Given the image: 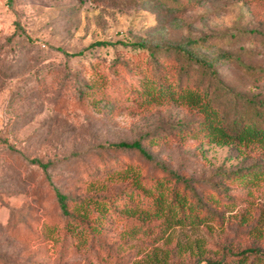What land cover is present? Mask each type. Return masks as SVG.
Wrapping results in <instances>:
<instances>
[{"label":"rangeland","instance_id":"374dc122","mask_svg":"<svg viewBox=\"0 0 264 264\" xmlns=\"http://www.w3.org/2000/svg\"><path fill=\"white\" fill-rule=\"evenodd\" d=\"M140 41H197L190 50L218 79L176 56L88 49ZM185 71L220 89L225 119L264 110V0H0V264H207L248 250L264 259V144H216L196 110L143 101L142 82ZM122 142L153 159L99 149ZM159 182L200 220L156 218ZM57 192L71 213L90 200L111 208L86 245L68 233Z\"/></svg>","mask_w":264,"mask_h":264},{"label":"trees","instance_id":"16d2710c","mask_svg":"<svg viewBox=\"0 0 264 264\" xmlns=\"http://www.w3.org/2000/svg\"><path fill=\"white\" fill-rule=\"evenodd\" d=\"M197 41H190L184 45L171 46V45H156L152 48L147 42H95L91 44L88 49L93 50L104 47H116L132 48L139 51L150 53L152 58H156V54H163L166 56H176L183 58L184 60L191 61L193 66L203 68V76L211 77L213 80H217V73L213 70V64L208 62L205 58H202L193 53L190 48L197 44ZM67 57H79L83 55V52L69 53L62 49H55ZM164 80H146L141 85V96L143 101L148 104H156L165 101H171L188 108L196 110L203 116L204 122L202 130L206 137L210 138L213 142L219 145H232V144H252L260 143L264 144V113L263 109H257L253 105L251 114L248 116L235 117L234 119H225L221 116L219 109L217 108V101L221 100L219 88L216 93H210L201 88L200 85H192L194 81V74L185 71L183 75L178 78H167ZM168 82V83H167ZM167 83V84H166ZM223 97V96H222ZM252 103V102H251ZM252 117V118H250ZM102 150H128L136 151L144 158L152 160L153 157L144 149L140 142L134 143H116L106 146H100ZM34 164H38L45 172L48 170V165L38 161H32ZM166 185L163 182H159L156 188L157 199H155V210L153 215L156 218H163L166 216L169 219L175 220V223L181 225L186 219H191L193 222L199 221L200 218L197 214V208L188 207L185 195L174 192L173 200L169 203L170 197L166 194ZM57 198L60 207L63 210L64 216L69 219L66 225L68 233L75 237L76 242L81 245H86L89 241V237L92 233H99V227L111 212L107 202L90 200L86 204H76L71 213L68 210L67 201L69 197L57 192ZM189 210V215H184L185 210ZM94 210L99 214V218L94 219L91 215V211ZM128 214H134L146 219L151 216L148 212H136L134 210L126 211ZM75 215V221H70L72 216ZM92 230V232H89ZM259 251L248 250L243 252L239 259L232 262L215 261L208 262L207 264H248L250 256H256L252 260L255 264H262L263 260Z\"/></svg>","mask_w":264,"mask_h":264}]
</instances>
